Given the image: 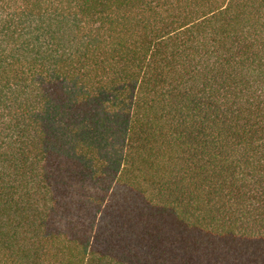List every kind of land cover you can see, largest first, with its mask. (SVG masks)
Listing matches in <instances>:
<instances>
[{"label": "trees", "instance_id": "1", "mask_svg": "<svg viewBox=\"0 0 264 264\" xmlns=\"http://www.w3.org/2000/svg\"><path fill=\"white\" fill-rule=\"evenodd\" d=\"M0 264H264V0H0Z\"/></svg>", "mask_w": 264, "mask_h": 264}]
</instances>
